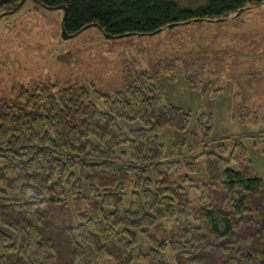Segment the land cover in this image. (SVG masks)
Here are the masks:
<instances>
[{
	"label": "trees",
	"instance_id": "obj_1",
	"mask_svg": "<svg viewBox=\"0 0 264 264\" xmlns=\"http://www.w3.org/2000/svg\"><path fill=\"white\" fill-rule=\"evenodd\" d=\"M34 1L64 5L69 34L95 23L113 36L225 20L263 3ZM19 2L0 0V14ZM165 68L100 94L103 110L85 86L36 85L0 100V264H264V176L238 140L207 150V134L192 133L165 151L162 130L183 131L191 119L164 101L157 81ZM202 119L198 127L211 130V117ZM119 121L140 128L125 132Z\"/></svg>",
	"mask_w": 264,
	"mask_h": 264
},
{
	"label": "rangeland",
	"instance_id": "obj_2",
	"mask_svg": "<svg viewBox=\"0 0 264 264\" xmlns=\"http://www.w3.org/2000/svg\"><path fill=\"white\" fill-rule=\"evenodd\" d=\"M62 17L59 8L26 0L0 18V100L36 85L85 86L103 110L100 94L112 95L125 79L162 64L166 68L157 84L164 101L191 114L187 129L166 128L158 135L165 151L192 133L198 140L207 134V150L238 140L256 174L264 176V137H257L264 134V3L222 21H193L154 35L113 38L96 26L63 38ZM201 114L204 120L211 117V130L198 127ZM118 125L125 132L140 128L139 122ZM202 150H194L187 161ZM139 237L138 249L146 251ZM164 259L174 262L169 250Z\"/></svg>",
	"mask_w": 264,
	"mask_h": 264
},
{
	"label": "water",
	"instance_id": "obj_3",
	"mask_svg": "<svg viewBox=\"0 0 264 264\" xmlns=\"http://www.w3.org/2000/svg\"><path fill=\"white\" fill-rule=\"evenodd\" d=\"M25 1H26V0H21V1L19 2V4H18L15 8H13L12 10L2 12V13L0 14V18H1L2 16H4V15H7V14H10V13H13V12H15L16 10H18V9L23 5V3H24ZM33 1H34V0H33ZM263 3H264V0H263ZM48 8H59V9H61V10L63 11V17H62V21H61V33H62V37H63V38H70V37H72V36L78 34L79 32H81L82 30L89 28L90 26H96V27L98 26V25L95 24V23L88 24V25L84 26L79 32L74 33V34H69V33H67V32L65 31V29H64V25H63V21H64V18H65V16H66V12H67L66 7H65L64 5H60V6H58V7H48ZM241 12H243V9L238 10V12L236 13V15L241 14ZM222 20H223V19H217V20H215V21H222ZM193 21H202V20H201V19H194ZM185 23H187V22H185ZM177 24H178V23H173V24H170V25H168V26H174V25H177ZM98 28H99V27H98ZM99 30H100V29H99ZM161 30H162V29H158V30H156V31H153V32L148 33L147 35H154V34L158 33V32L161 31ZM101 32H102V31H101ZM102 34H103L105 37H107V38L122 37V36H113V35H110V34H107V33H102ZM129 35H132V34H126V35H123V36H129ZM140 35H142V34H140Z\"/></svg>",
	"mask_w": 264,
	"mask_h": 264
},
{
	"label": "bare ground",
	"instance_id": "obj_4",
	"mask_svg": "<svg viewBox=\"0 0 264 264\" xmlns=\"http://www.w3.org/2000/svg\"><path fill=\"white\" fill-rule=\"evenodd\" d=\"M21 1V0H20ZM19 4V3H18Z\"/></svg>",
	"mask_w": 264,
	"mask_h": 264
}]
</instances>
